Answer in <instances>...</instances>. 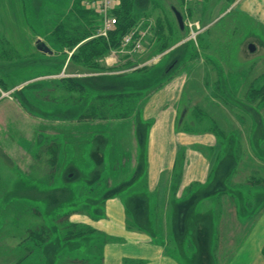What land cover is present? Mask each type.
I'll use <instances>...</instances> for the list:
<instances>
[{
	"label": "rangeland",
	"instance_id": "rangeland-1",
	"mask_svg": "<svg viewBox=\"0 0 264 264\" xmlns=\"http://www.w3.org/2000/svg\"><path fill=\"white\" fill-rule=\"evenodd\" d=\"M79 1L77 6L75 0H0V264H73L92 255L99 257L104 238L91 235L90 240L77 239L68 245L63 228L67 218L59 221L60 217L70 212V221L75 214L94 213L102 200L117 194L127 196L137 180L143 184V113L138 114L140 124H135L134 131L127 121L80 119L84 104L78 105L76 98L85 91L69 85V79L83 81L89 94L145 90L182 77L178 130L213 131L226 152L245 132L247 139L240 145L253 147L264 163V91L255 102L247 93L253 84L256 90L264 88V58L258 57L264 40L257 27L230 11L229 0H132L133 11L140 18L128 33L135 34V41L131 46L121 43L120 48L89 65L73 58L76 46L71 49L61 39L68 33H88L83 12L92 11ZM173 8L184 17V30ZM94 37L87 36L83 42ZM39 39L54 55L37 51ZM137 41L140 46L135 49ZM251 43L256 53H250ZM193 47L202 55L183 64ZM221 87L224 93L219 92ZM149 94L143 93L142 107L144 98L147 102L154 92ZM169 95L173 98L174 94ZM13 109L19 115L14 116ZM53 139L61 142L63 164L52 161ZM182 161L178 159L173 184L180 179ZM57 174L61 178L59 175L56 182L44 180ZM211 188L205 190L208 195ZM231 190L244 191L242 185ZM34 205L44 215H33L30 208ZM127 205L135 209L133 203ZM41 223H48L55 236L30 254L24 239L27 228ZM185 236L175 237L183 242L196 240L194 233ZM194 243L193 251L188 247L184 256L173 248L170 251L183 264H215L205 236Z\"/></svg>",
	"mask_w": 264,
	"mask_h": 264
},
{
	"label": "crops",
	"instance_id": "crops-1",
	"mask_svg": "<svg viewBox=\"0 0 264 264\" xmlns=\"http://www.w3.org/2000/svg\"><path fill=\"white\" fill-rule=\"evenodd\" d=\"M230 11L257 27L264 40V0H237ZM258 57L264 58V49ZM184 84L182 77L170 81L144 106L141 122L148 127L143 184L137 180L127 196L107 198L102 213H91L101 214L96 219L87 213L70 217L71 222L94 229L96 238H104L99 257L73 264H183L170 248L183 255L204 236L215 264H264L262 158L253 147L240 145L247 139L245 132L226 152L213 131H179ZM137 117L117 124L127 121L134 131L140 124ZM179 158L184 160L180 179L173 184ZM237 185L243 186L240 194L231 190ZM208 187H212L210 195L205 192ZM183 233H194L196 240L178 241L175 236Z\"/></svg>",
	"mask_w": 264,
	"mask_h": 264
},
{
	"label": "trees",
	"instance_id": "trees-1",
	"mask_svg": "<svg viewBox=\"0 0 264 264\" xmlns=\"http://www.w3.org/2000/svg\"><path fill=\"white\" fill-rule=\"evenodd\" d=\"M229 1L232 6L237 0H229ZM75 2L77 3V6H79L80 1L75 0ZM77 9L78 7L76 8V10ZM79 10L80 8L77 11ZM84 11L85 12L83 13L85 14L86 19L88 20L87 21L88 26H89L88 33L86 35L82 34V36H77V35L72 36V35H69L68 33L67 35H64V37H62L61 39L62 41H64V43H68L69 48L71 49L75 48L76 46V51L73 54V58L77 57L79 62L85 63V65L93 64L95 60H98L101 57L108 54V52L111 49L120 48L122 39L132 30V28L136 24H138L140 20V18L136 16L135 12L133 11L132 0H124L122 6H120L114 12V15L117 17V20H118L116 30L110 33L108 39L101 38V37L95 38L94 36L96 35V29L100 27V20H99L100 18L94 12H88L86 10ZM58 27H63V26L60 25ZM64 28L66 29V27ZM87 36H93L94 38L87 42H83ZM190 52H191V55L183 59V64L184 63L186 64L187 62H192L194 60L197 61L199 60L198 58H200V55H202V51H200V49L196 47L195 48L193 47V50H190ZM209 75L212 77V73H210ZM68 81L70 82L69 85L78 87L83 92L85 91L84 94H81L79 96L77 95L78 98H76L79 101L78 105L84 104V107L79 113L78 118L95 119V120L99 119V120H108V121L125 120V119H132V118L137 117L140 112L142 113V109L144 105L147 103L146 99L144 98V105L142 107L143 93H144V96L147 94V92H150V94H152L153 92L155 93L165 85L164 82H161L159 84L153 85L152 87L146 88L145 90L144 89H137V90H131V91H126V90L105 91L103 90L101 92L93 91L92 93L88 94L86 91H90V90L88 89V86L83 81L77 80V79H69ZM223 81L224 80L221 79V83L218 84L219 87L223 83ZM227 84L229 85V82ZM222 89L223 88L221 87L219 91L220 93H224ZM262 90L264 91V88L256 90V85L254 84L251 85L247 91L249 95L248 96L249 99L252 102L257 101L258 97H261V95H263ZM257 92L260 93V95L257 94ZM254 93L256 94L254 95ZM0 96H1V93H0ZM85 100H87V102H85ZM143 126L147 130L148 124H143ZM235 139H236V145H237L238 137ZM226 140H228V138ZM52 141L54 142V145H56L52 149V154H51L52 161L53 162L59 161V163L63 164L64 161L61 162L62 158L59 155L60 153L59 147H61V142L59 140L55 142L54 139ZM219 144H223V143L219 142ZM222 147H224V144ZM59 175L60 174H57L54 178H49V176H47L48 179L46 178L44 180L45 181L47 180L46 181L47 184L50 183L49 180L52 181L53 179H54V182H56ZM60 178H61V175H60ZM54 182H51V183L53 184ZM63 187L66 188L67 186H63ZM105 201L106 199L102 200L101 206L97 207L95 209V212L97 213L103 212L102 206L104 205L105 207ZM74 203L77 204L76 201ZM87 207L89 208L90 204H87ZM30 209H31V212H33L32 213L33 215H35L34 213L36 212H39V214L41 213L42 215H44V210L40 209V206L34 205ZM67 214L70 215V212H67ZM89 214L91 215L92 218H95V219L101 216V214H99L98 216H94L91 213ZM69 215L67 216L63 215L64 217L62 216L59 219V221L60 220L63 221L65 217L67 218L66 220L67 224L64 223L66 224V227H63V228L65 229L64 239L69 242L68 245H70L71 243H73V241L77 239L85 238V240H90L94 237V236L91 237V235L96 234V231L94 229H92L91 227L87 225H82V224L73 223V222L68 221ZM41 224L43 225H38L36 227L27 228L28 232L25 235L27 237H25L24 239L25 241H27L26 242L27 245L25 247L30 254H33L34 249L38 247V245L43 246V245L49 244L55 236L54 229L51 228L48 223H41ZM105 239H108V238H105ZM83 260L84 259L81 258L80 260H77V261H83Z\"/></svg>",
	"mask_w": 264,
	"mask_h": 264
},
{
	"label": "built area",
	"instance_id": "built-area-1",
	"mask_svg": "<svg viewBox=\"0 0 264 264\" xmlns=\"http://www.w3.org/2000/svg\"><path fill=\"white\" fill-rule=\"evenodd\" d=\"M123 1L124 0H83L85 8L97 14L100 18V27L96 37L107 39L110 33L116 30L118 20L114 12L121 6ZM133 41H135V34L130 33L124 37L122 44L124 46H131ZM139 46L140 42L137 41V45H135L134 48L137 49Z\"/></svg>",
	"mask_w": 264,
	"mask_h": 264
},
{
	"label": "water",
	"instance_id": "water-1",
	"mask_svg": "<svg viewBox=\"0 0 264 264\" xmlns=\"http://www.w3.org/2000/svg\"><path fill=\"white\" fill-rule=\"evenodd\" d=\"M173 11H174L176 19L178 21L180 29L184 30V28H185L184 17L176 8H173ZM35 47H36L38 52H40L44 55H48V56L54 55V52L52 51V49L41 39L36 41ZM248 49H249L250 53H254L256 51V47L254 44H250Z\"/></svg>",
	"mask_w": 264,
	"mask_h": 264
}]
</instances>
